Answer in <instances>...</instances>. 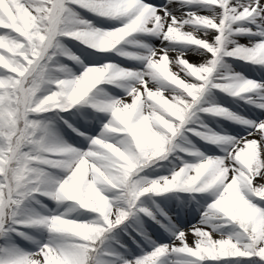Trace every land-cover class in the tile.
<instances>
[{"label":"snow or ice","instance_id":"6c2138e0","mask_svg":"<svg viewBox=\"0 0 264 264\" xmlns=\"http://www.w3.org/2000/svg\"><path fill=\"white\" fill-rule=\"evenodd\" d=\"M230 61L264 70V0H0V264H264V78Z\"/></svg>","mask_w":264,"mask_h":264},{"label":"rangeland","instance_id":"374dc122","mask_svg":"<svg viewBox=\"0 0 264 264\" xmlns=\"http://www.w3.org/2000/svg\"><path fill=\"white\" fill-rule=\"evenodd\" d=\"M66 43H69V47H72V48H73V51H77L78 54H79V50L83 48L82 45L75 46V42H74V41H72V42H67V41H66ZM230 63L232 64V67L235 69V68L239 65V63H241V62H240V61H239V62H236V61H230ZM241 64H242V63H241ZM235 70L238 71V69H235ZM217 99H221V96L218 95V96H217ZM226 99H229V100H230V98H226ZM209 123H211L213 127H216L217 124H220V125H222V126L225 127V128H229V127L232 128V127H233L232 125H230V123H229L228 121H214V120H211V119H210V120H209ZM233 128H234V127H233ZM163 171H164V170L161 169V173H163ZM178 195H180L181 198H182L184 194L181 193V194H178ZM172 203H173V207H174L175 203H177V202H176V201H173ZM49 206H53V205L51 204V202H49ZM195 218H198V213H197L196 217L190 219L189 222H193V223H194V222H195ZM188 239H189V241L191 242V240H192V236L189 235Z\"/></svg>","mask_w":264,"mask_h":264},{"label":"bare ground","instance_id":"6f19581e","mask_svg":"<svg viewBox=\"0 0 264 264\" xmlns=\"http://www.w3.org/2000/svg\"><path fill=\"white\" fill-rule=\"evenodd\" d=\"M241 43H247V42H241ZM187 58L189 59V61L190 62H200V57H198L197 55H195V54H191V53H189L188 55H187Z\"/></svg>","mask_w":264,"mask_h":264}]
</instances>
